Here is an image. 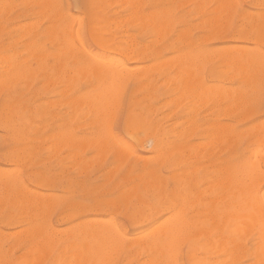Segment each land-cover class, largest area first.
I'll use <instances>...</instances> for the list:
<instances>
[{"label":"rangeland","instance_id":"374dc122","mask_svg":"<svg viewBox=\"0 0 264 264\" xmlns=\"http://www.w3.org/2000/svg\"><path fill=\"white\" fill-rule=\"evenodd\" d=\"M120 1L121 0H93V1L92 0H0V115H1L0 118H2L0 119V176H1V173L3 172L8 173L10 171V170L7 171L8 170L7 168L14 169L15 167V169L13 170L14 172L17 169L16 167L20 168L18 169L20 170V172L17 170V176L14 174L16 178H13V175H12L13 172L10 171L9 173H12L11 174L12 177H10V175L8 174L7 182L5 180H3V182H0L2 183L0 185V194H1L0 198L2 197L0 199V202H1L0 203L1 205L0 206V216H1L0 217V234L2 233L1 235L3 236V240L1 241L2 249L4 253L6 254L0 264H62L63 262H64L63 264H68L66 263L68 258H69L68 262L70 261L69 264L79 263L81 259L83 260V262L81 261L83 264H87L89 260L88 256H90V252L88 253L87 248L90 246V250L91 248L95 250L97 249L96 245H94V248L92 247L93 246L92 243L94 242V238L96 237L97 239L98 236L93 237V235H91L90 233H86V232L84 233V231L86 230V228H89L90 226L93 230L98 229V228H95L96 226H94L96 224L98 226V223L95 222L96 220L94 221L96 224H94L92 221L96 219V217L98 218L97 221H99L100 218H102L100 222H103V223L105 222V224L107 225L113 223L116 226V229L118 230V232H120V235L122 234L123 236H128L127 237L128 239L126 237L124 239L123 236L121 237L122 239L121 241H124V242L120 243L119 244L120 246L117 245L119 246L117 249L119 248L120 249L119 250L115 249L117 250L116 251L117 254L115 253L116 256L112 255L113 253V250H112V253L110 255L113 256V259L110 258L112 259V261L110 260L111 262L109 264H132V263L133 264H151L155 262L154 259L150 258L153 253L154 254L152 255L153 256L152 258L157 256L155 257V260H156L155 264L172 263L169 257L167 258L164 257L165 255H167L165 253L166 247L164 248L165 244H163L164 242H162L161 240L164 241L163 237L167 239L166 236L164 235V233H161V235L158 234V232H155L157 233L156 235L153 233L154 230L156 229L159 231L160 228H165V224H162L163 220L164 222H166L165 217L172 218V216L174 217L178 213L179 215L177 216L187 218L189 219L190 222H193L198 217V208L200 204L201 203L209 204V202H211V200L215 198L214 196H216L215 194L218 192V190L220 189L219 187L221 185V183L218 181L220 179V176L218 175H223L222 173H220V171L222 170L221 166L224 163V160H227L232 155L233 156L238 155L239 156L238 158L247 157L249 154H250V157L258 156V161H257V158L256 159H253V157L250 158L249 164L253 162V160L254 161L256 160L255 162H258V166L261 167L259 168V172L260 170L264 171V157H263L264 156V149H263L264 148L263 147L264 146V140H263L264 139V131H263L264 128L259 130L262 127V126L260 127V124L262 122L264 123V93H263L264 91V88H263L264 78L263 77L264 76H262L264 75V73L262 72V74L260 75L262 77H260V79L258 80V85H257L258 88L256 87L255 90H252V92L254 91L256 92H254V94L251 92V90L247 92L248 97L246 96L247 101L245 102L241 100L243 99V97L241 98L236 97L237 100L235 99L234 103L236 102L237 103L234 104L233 102H231V99L229 98L228 99L226 98V100L225 99L219 100L216 103L215 101L216 99H214V96L210 95L211 97H209L208 94H207L208 96L207 98H210L212 103L210 102V99L208 101L205 98L206 96L205 97L202 96V98H198L199 99L198 101V99L194 97L193 95H191V92L188 91L189 87H187V85L185 84L186 77H184L183 79V76H185V74L184 72H183L184 75L181 74V71H180L182 69L181 63H183L180 60L181 59L180 55H182V52L186 53V50L188 52L190 51V49L191 51L196 52V50H199L197 47H199L200 49H205V50L206 48H209V47H210L209 49L218 47L217 49L219 50L222 47L226 49L225 46L229 47L230 44L232 45L240 44L239 46L246 45V47L247 46L253 47L257 45L258 49L261 50L259 51V54L264 53V34H261L259 37H255L251 32L249 33V36H246L245 33L242 32L244 31V28L247 24L251 25L252 23L253 24L256 23V21L261 22L264 26V0H254V1L253 0H236V1L234 0V2L233 0H229V1L227 0L226 2L225 0H213V1L212 0H205V1L201 0V2L203 3L202 4L203 9L202 11H200L199 9V12L197 11L198 10L197 5H199V2H197L198 4L195 6L196 1L194 2V0H190V1L182 0V3H181V0H176L178 2H176L175 0H122L121 2ZM256 1H257V4H256ZM205 2L207 3L206 4L207 6L204 7ZM219 2L220 4H218ZM44 3L46 4V7ZM192 3L194 4L195 7H197L196 9L194 8ZM226 3L233 7L228 6ZM224 5H226L227 7ZM214 6L217 7V10L215 9ZM218 6L222 8L223 7L226 8V9L224 8V13H220L222 12V8ZM181 7L185 9H182ZM158 9H168V10L171 9L173 14L176 13L175 14L176 16H180L182 14L188 15V17H190V19L189 18L188 19H189L191 28L189 27L187 33H183L181 30V27H178L180 25L176 24L174 29H172L171 31L170 30L166 31L164 34H159L160 36L159 37L158 34L155 33L154 24L151 21L154 10H158ZM193 10H195L197 14H195ZM226 11H228L227 14H225ZM204 13L205 15L214 14V16L215 15L216 16L215 18H213L212 15L209 17H205ZM218 13H220L221 16L225 15L226 18L224 16L220 17V15H217ZM211 17L214 20L216 19L217 21H219L218 24L217 22H212V24L214 23L212 25L210 21L212 19ZM195 19L196 20L198 19V21H196ZM202 19H204L205 21ZM220 20L221 21L223 20V21L220 22ZM67 22H68V25L66 24ZM233 24H235L234 28H232ZM61 27L63 28L61 29ZM69 28H72L71 32L73 31L75 35H77L76 36L77 39L78 37L80 38V40H78L79 43L76 42L75 38H73V41H75V43L72 41L73 47H74V44L76 46L78 45L79 47L78 50L76 49V47L75 48L72 47L73 48L72 49L71 43H70L71 46L69 45L70 41L69 40H68L69 42L66 41V39L68 38L67 37L68 35H70L69 37H72L73 35L72 34L73 32L72 33L69 32L70 31ZM212 28L213 30H211ZM172 32H174L173 35H172ZM104 33H106L108 36L104 35ZM235 33H237L236 37H235ZM262 33H264V29L262 30ZM194 35L195 37L197 36L198 37L193 38ZM64 36L66 39L63 38ZM114 36L115 38L116 37L117 38L114 39ZM186 36H190V37L192 36V38L195 39L196 42L198 39V43L201 46L199 45L197 46L196 42H195L196 44L194 43L192 45H188L187 42L184 40V39H187ZM245 36L247 38H245ZM60 37L63 39H60ZM73 37L75 36L73 35ZM241 37L245 39H242ZM232 38L234 39V41ZM251 39L252 41H250ZM101 40H106V41H101ZM238 40L241 42L237 43L239 42ZM244 40L246 41L244 42ZM247 40L249 41V43ZM65 42L68 43L67 45H69L70 46L69 48L71 49H69L68 47L66 48L65 46L64 47L62 46V45H66ZM108 45H111V46L109 47ZM105 46H108V47L106 48ZM204 46H206V48ZM61 48H63L64 51L59 50ZM79 49L80 50L82 49L81 52ZM248 49L250 50V48ZM74 50L78 51V53L80 54L82 53L81 55L82 57L80 56V54L78 55L77 52H74ZM83 50L84 52L86 51L87 54L93 55L99 59H108V58L109 59L114 58V60L118 59V62L120 63L119 66H122L124 64L126 65V67L117 66V70L118 68H120L118 71L120 70H121L120 72L124 71L123 72L124 74L128 71L130 74L128 75V72H127V74L123 76L122 80H121V77H119L121 81L125 79L124 81L126 82L124 81L121 82L122 83L121 85L119 81L118 85L122 86L120 87L121 89H119V91L122 93L118 92V97L116 96L117 94L116 92H115L116 94L112 93V96L114 95L115 99L117 98L119 99H117L118 103L116 102L117 106L112 104L115 109V110L113 109L114 113H112V117L109 116V114L107 115L109 118H111L110 128L108 127L109 131L111 132V134L109 133L110 138L113 136L112 138L115 140V143L113 142L114 140H110L108 136H105V135H104L105 137L103 136V133H105L104 128H107L106 124L104 125V122H105L104 120L106 119L105 117H103L104 113L102 114L100 110H96L99 112V113L97 112V114L102 115V117L99 116L100 118V121H99L98 116H96V111L95 113L94 112L92 113L93 105L89 106L90 104H92L91 100H90V104L89 102H85L87 101L86 99H89L87 94L89 95V97L90 96L92 98L94 97L93 100L97 99L95 98V96L97 97L98 95L92 96L93 95L92 92L94 90L95 91L100 90V87H98V85L100 84L99 82L101 81L103 83V80L101 79H100L101 81L96 80L97 78L95 79V77L91 74V72H88L90 71L88 68L84 69V70L88 69L87 71L88 73L84 70H83L84 73L81 70L80 71L77 70V68L79 67L80 69H83L82 66L85 64H82V61L83 63H85L84 60L87 57H89V55H87L86 52L84 53ZM227 50H223V48L221 49V51L228 53ZM68 51L69 52L71 51V52L69 53ZM224 52L222 53L225 56ZM154 53L158 55L154 57ZM176 54L179 56H177ZM41 55L43 56L42 58H41ZM53 55L55 56L53 57ZM76 55H78L82 61L81 60L77 61ZM223 55L220 57L215 55L216 59L214 58V59L205 61L202 64L203 67L199 74L200 80L202 79V82H204L205 84L207 83L208 86L210 84L212 85L213 83L215 84L218 83L219 85L221 84L220 86L225 84L227 85V88L230 87L233 90L235 89L239 90L237 89L238 87L240 89L243 88V89L248 90L249 87L247 88L248 84L246 85L247 82H245L244 76H242L243 78H241L242 74L239 76L236 75L238 74V72L236 70H233L234 67H231V65L227 63L226 57H224ZM221 58H224V60H222ZM177 59H179L181 62ZM167 61H169V63H167ZM221 61L223 62V64ZM115 63L116 65H118L117 60ZM213 63H214V66H211L213 65ZM167 65L169 68L167 67ZM226 66L230 68L227 71H226L227 69ZM220 67H222L223 71H224V68H226L225 69L226 73L221 71L222 69ZM121 68H124L126 70H122ZM178 68L180 70H178ZM231 68L235 74L234 75L232 74V77L230 75L229 76L230 78L228 76L224 77V75L233 73ZM25 69H27V71ZM156 71H159V72H156ZM28 72H30L31 75L28 74ZM81 72L83 76L81 75ZM26 73L29 76L26 75ZM123 73L121 75H123ZM127 75L129 76V78ZM217 77L218 79H216ZM167 78L169 79L168 81H167ZM46 79H48V81H46ZM54 79H56V81H54ZM65 83L66 84L68 83V85H70L69 86L70 88L67 85H65ZM183 85H186V87L184 88ZM225 85L224 87H226ZM261 85L262 87H260ZM232 86H234V88ZM115 87L114 89L116 90ZM62 88L63 89L65 88L64 90L66 92ZM61 89L63 90V92H60ZM181 90L183 91L187 90L189 93L187 91L183 93ZM180 93L184 99H181L182 98L181 95L179 96ZM185 94L187 95L189 94V95L186 96ZM251 95H252V98H250ZM99 96H98L97 102H101V101H98L99 98L101 97ZM83 97L84 98L86 97V98L83 99ZM72 98L73 99L75 98L74 99L75 103H73L74 101H72L73 100ZM109 98L110 97L108 96L107 99ZM203 98L207 100L205 101V103L204 102L202 103V101H204L202 100ZM102 99L104 100V98ZM239 99H240V102L238 101ZM81 100H84L85 103ZM95 100L93 103H97L95 102ZM190 101L191 103H189ZM193 101L195 102L193 103ZM224 103L227 104L226 105L227 108L224 107L225 105ZM7 104H9V106ZM71 104L72 106H70ZM79 104L81 105L79 106ZM85 105H88L92 109V111H90V109L88 111L87 109L89 107L87 106L88 107L87 108ZM110 105L111 104H109L108 106ZM238 105L239 107L240 106L241 107L239 108ZM4 106L6 107L4 108ZM94 106H100V105L98 103V105L94 104ZM172 106L174 109L172 108ZM189 106H191V108L193 109H191ZM107 107L104 108V110L105 109L107 110ZM218 108L220 109L223 108V109L220 110ZM227 109L228 111L229 110L230 111L228 112ZM108 110H109V107H108ZM90 112L93 115H91ZM106 112L108 113V111ZM95 117L98 120L95 121ZM108 119L106 120L110 122V120ZM91 120H93L94 123ZM101 120H103L104 122ZM218 121L220 123L223 122L222 124L226 125L227 127L231 125L234 128H231L230 126L229 128H231L232 130L228 129L226 132L220 133L219 130L217 131V128L215 125V122H218ZM97 122H98V126L96 124ZM107 124L109 123L107 122ZM210 124L212 126H210ZM258 125H259V128H258ZM100 128H102V130ZM100 130H101V133H100ZM155 131L157 132V134ZM261 132L263 133V136ZM215 133L217 134L215 135ZM226 133L229 136H227ZM99 134H102V135L99 136ZM63 136H66V137H64L63 139ZM82 136L85 139L81 138ZM102 136L104 137V140ZM69 137H71L70 139L72 141L69 140ZM101 137H102L101 143H104V145L99 142L100 140L99 138ZM214 137L218 138V141ZM105 138L107 141L105 140ZM56 139L58 140L60 139V141L63 140L64 142L67 140V142L64 143L61 141L64 144L63 145L60 141L58 140L55 141ZM73 139H75L78 143L82 139L80 148L79 146L76 148L78 143H76L75 140ZM88 139L90 141H92L93 139L92 144L91 142H89ZM95 139L98 140L101 146H104L102 147V149L97 146L98 142ZM211 139H213L214 142ZM52 140H54V143L52 142ZM68 141H70V143ZM110 141L112 142L111 145L113 146L110 145ZM57 142H60V143L57 144ZM116 143L118 147L116 145V148H115ZM60 144L62 146H60ZM100 144L98 145L100 146ZM72 145L73 146L76 145V146L73 147ZM105 145L108 147L105 148ZM259 145L260 147H258ZM121 147H124V148H121ZM253 147H254V150L255 148H257L256 149L257 151L255 150L257 153L253 152L252 150L251 152L253 153L251 152L249 153L250 149H253ZM58 148H59V151H58ZM122 149L124 152L122 151ZM126 149H127V152H126ZM101 150H104V151H102L101 153ZM258 150H260L261 153H258ZM215 152L217 153L215 154ZM118 153L119 154L123 153V155L121 154V156H119ZM168 153H169V156H168ZM102 154H103V157L100 156ZM121 157H124V158H121ZM75 158L77 160H75ZM120 159H122L121 162H120ZM254 166H257V163H255L254 165H251L252 168ZM215 167H217L219 171H217L216 170L217 168ZM256 168L257 167H254L253 170H255ZM221 172H223V170ZM262 173L264 172H261L262 179L261 181L259 180L260 182L258 184L260 185L261 190L264 189L263 188L264 175ZM181 176L183 177V179L181 178ZM2 177H4V179H7V177H5L4 174H2L1 179H3ZM176 177L178 179H176ZM9 178L10 180L12 178L11 181H13L12 183H10L11 186L9 184ZM17 178L20 180L19 182H17L18 181ZM221 178L223 179L222 176ZM216 179L219 183L216 182ZM4 181L6 182V184ZM14 181L18 183V185L22 184L21 186H25L26 188L28 187L30 193L26 192L27 196L24 197L23 191L17 190L18 193L15 194L16 189H14L13 187L15 186ZM221 182H223V180ZM184 184L187 186H185ZM3 187L4 188L9 187V188L6 190ZM172 188L173 190L174 189L176 190L177 188V192L173 191L172 194L171 193L168 194V190L172 191ZM32 191H35V192L40 191L43 196L39 192H38L39 194L38 193L37 194L40 196H37L36 194L37 198L34 196H31V193H34ZM47 192L49 193L53 192L54 194H51V193L49 194ZM178 192L180 195L178 194ZM262 193H264V191ZM17 195H18V198L16 199ZM44 195H46L47 197H45ZM49 195L52 196V199L48 198L50 197ZM22 196L24 198H22ZM29 197L32 198L30 202H29V199H30ZM34 198H36L37 200L35 201ZM45 198L48 200H46ZM4 199H6V202ZM20 200H22L24 204L21 203ZM38 201L40 202L39 204L37 203ZM46 201L49 203H47ZM26 202H28L27 203L28 206L25 205ZM178 202H182V203L186 202L189 208H186L187 206L186 203H184V205L179 203L181 206L179 205L178 207L177 206ZM11 203L13 206L11 205ZM144 203H145V206H144ZM48 205L50 207H48ZM175 208H177V210L180 209L181 213H179V211L177 213H174V211L176 210ZM19 209H21V211H19ZM43 210H45V212ZM181 210H184V211H181ZM20 212L21 213L23 212V214H20ZM172 213H174L175 215H173ZM90 217L92 218L91 220L87 219V221L88 220L91 221L90 224H88L89 221L87 222L88 225L84 224V221L86 220L85 218H90ZM46 220L50 224H48ZM108 220H110L111 223H109ZM168 220L171 221V219H168ZM78 223L79 225H77V227L82 226V224L84 226L83 228L80 227L81 230L75 227V225ZM148 223H151V224L148 225ZM46 224L49 226L51 225V227H49L51 230H49ZM72 224H73L72 226L73 228L70 227ZM156 225L159 227L156 228ZM100 227L102 229L104 227V224L102 227L100 223ZM52 228L56 232L53 231ZM69 228H70V231L68 230ZM150 228L152 229V232H150L149 234V232H146V231L147 230L149 231ZM67 230L69 231L68 233H67ZM198 230L199 229H197V232H199ZM50 231L51 232L53 231L54 234L50 233ZM71 231H77V232H71ZM183 231H177L175 236L173 237V240L172 241L171 239L169 240L171 243V250H173L171 252L175 254L174 256V258L176 259L175 264H209L207 262H211V263L219 262L223 259L224 256H222L223 255L221 253L222 251L215 252L209 249L206 252L204 249H201L200 247H198L199 242L200 243L202 242V237H203L202 232H200L198 235L195 228H190V229L183 230ZM251 231L249 232L250 234L246 232L247 236L245 234L244 238H242V242L244 243V245H246L244 246L245 249L241 251L235 250V252L232 254V257L233 256L235 257V258L233 257L234 264H251L252 261H254L253 264H263L261 255L258 253V250H257L259 246L258 236L256 234L257 232L256 230H251ZM38 232L41 233L42 235H40ZM81 232H82V236L80 234ZM144 232H146L147 238L142 236ZM179 232L181 233L179 234ZM189 232L191 233V236H189L190 235ZM6 233H8V235ZM26 233L28 234L29 238L27 237ZM37 233L39 234V237L38 235L37 236L35 235ZM70 233L73 234L71 235V238H69ZM47 234L49 236L52 234L51 236L53 237V239L51 236L49 237ZM74 234H76L77 236ZM93 234L96 235V233L94 232ZM43 235H44V238L42 239H46V240L49 239V241H51L50 242L51 246L46 245V244L44 246L46 248V249L44 248L45 249L44 251H47V252L50 251V253L46 252V254L49 256H46L45 259L41 258L42 255L43 256L46 255L45 253L40 256L36 252V255L34 254L33 256L31 253L32 252L35 253V251L33 249L29 251L28 245H26L27 243L25 244L24 242L25 240L24 238H22V237H26L30 240L33 238L34 239L36 238L35 240H38V238L40 239V236L43 237ZM45 236H47L48 238L47 237L45 238ZM136 236H138V239H135ZM156 236L157 238H160L158 239V243L159 241H161L163 245L164 250H162V246H161V253H160V255L162 254L163 257L159 255L160 249L158 248H160V246L156 245L158 244L156 241L157 239ZM6 237H7V240H6ZM75 237L76 238L79 237V240L78 238L76 239ZM87 237L88 239H86ZM143 237L145 239V242L140 241V240L144 241L142 239ZM149 237L152 239L153 238L155 239L153 241H155L156 244L153 243L152 245L153 246L155 245L157 248L150 245V242L152 240L148 242V239H150ZM58 238H59L58 241L54 240ZM133 238L137 241H134ZM69 239H72L71 242ZM182 239H184L183 242H182ZM255 239H257V241ZM4 240L6 242H4ZM53 240L54 242L56 241L57 244H55L56 242L52 243ZM98 240L99 239H97V241ZM100 240H101L100 241L101 245L106 243L105 240L102 239V237H100ZM127 240L128 242H126ZM84 241H86V243L88 241L87 248H85L86 244L83 243ZM146 242L149 243L148 244L149 246H151V250L146 247L147 245V244L145 245ZM257 242H258V245L256 247V245L254 246V244ZM64 243L65 245H68V247L70 245V247L68 248L67 246L64 245ZM80 243L82 246L81 249L83 251L85 250L84 253L86 252L87 255H84L82 253L83 251L81 250L82 251L81 252L80 249H78L79 246L77 245H80ZM129 243L130 245L127 246ZM140 243L142 244L144 243V244L142 245ZM98 244L100 245V243ZM111 245L113 244L111 243ZM188 245H190V247ZM192 245L194 247H191ZM63 246L65 247V249L66 247L68 249L65 250ZM142 246L145 248H143ZM168 246L169 245H167V247ZM62 247L64 250L62 249ZM134 247L136 248V251ZM76 248L77 250L75 251ZM114 248H116V246ZM253 248L255 251L253 250ZM55 249L56 250L62 249V250L57 252ZM102 249H105V248L102 247ZM102 249L99 248V250H102ZM110 249L111 248L109 247V250ZM144 249H145V252H144ZM105 251L107 252L108 250H105ZM154 251H157V252H154ZM169 251L170 250L168 251L166 250V252H169ZM60 252H62V254L64 255V258L63 256L62 258L59 257ZM65 252L67 253V256H65L66 255ZM100 252L101 251L97 253L99 254ZM192 252H194L193 255L191 254ZM22 253H23V258H21ZM58 253H59V256L57 255ZM76 253L78 257L81 258L79 259L78 262H76L77 257L74 256L76 255ZM172 253H171V256H172ZM52 254L54 255V257H52L53 256ZM104 254H107V253H104ZM24 255H26V257ZM254 255L255 256L257 255L261 260H259V258L257 256L255 257ZM85 256L88 257V260L87 258H85ZM100 256H101V253H100ZM148 256L150 257H149V261L147 262ZM158 256L162 258L161 260H163L162 261L163 263L161 262L160 259H158L159 258ZM252 256H254V258ZM50 257H52L54 261ZM91 257L93 260L95 259V255L94 256L91 255ZM91 257L89 260L91 261V264H94V263L97 264L96 260H97V257L99 258V256L96 257V260H94V262L91 259ZM104 257L106 258V255ZM31 258L33 260L39 258L41 262L36 263L37 260H35L34 262ZM150 259L151 261L153 260L154 262L153 261L150 262ZM58 260L59 261L62 260L63 262L60 261L59 263ZM107 260H109L108 257H107Z\"/></svg>","mask_w":264,"mask_h":264},{"label":"bare ground","instance_id":"6f19581e","mask_svg":"<svg viewBox=\"0 0 264 264\" xmlns=\"http://www.w3.org/2000/svg\"><path fill=\"white\" fill-rule=\"evenodd\" d=\"M93 1V0H92ZM122 1V0H121ZM120 1V2H121ZM176 1V0H175ZM188 1H190V0H188ZM196 1V2H195ZM203 1H205V0H203ZM213 1V0H212ZM227 0H225V2H226ZM229 1V0H228ZM236 1V0H235ZM254 1V0H253ZM96 2V1H95ZM111 2V1H110ZM167 2V1H166ZM176 2H178V1H176ZM194 2L196 3L195 4V6L198 4L197 2H199V5H197V7H195L194 6V4H193V6H194V8L196 9H198L197 11L199 12V9H200V11H202V7H203V3L201 2V0H194ZM223 2V1H222ZM224 2V3H225ZM233 2H234V0H233ZM107 3V2H106ZM109 3V2H108ZM112 3V2H111ZM124 3V2H123ZM181 3H182V0H181ZM228 3V2H227ZM226 3V4H227ZM253 3V2H252ZM45 4V3H44ZM46 4H47V2H46ZM46 4H45V7H46ZM207 3L205 2V4H204V7L205 6H207L206 5ZM218 4H220V2L218 3ZM229 4H230V2H229ZM234 4V3H233ZM256 4H257V1H256ZM98 5V4H97ZM190 5V4H189ZM228 5V4H227ZM55 6V5H54ZM84 6H86V5H84ZM132 6V5H131ZM224 6H226V5H224ZM228 6H230V7H233V6H231V5H228ZM259 6V5H258ZM11 7V6H10ZM164 7V6H163ZM187 7V6H186ZM189 7V6H188ZM215 7V9L217 10V7L216 6H214ZM218 7H220V6H218ZM227 7V6H226ZM51 8V7H50ZM182 8V7H181ZM220 8H222V7H220ZM224 8L225 7H223L222 8V12H220L221 11V9H220V13H224ZM40 9V8H39ZM115 9V8H114ZM182 9H185V8H182ZM212 9H213V7H212ZM226 9V8H225ZM233 9V8H232ZM232 9H230V10H232ZM257 9V8H256ZM186 10H187V8H186ZM208 10V9H207ZM184 11V10H183ZM194 12H195V10H193ZM205 11V10H204ZM100 12V11H99ZM178 12V11H177ZM190 12H192V11H190ZM227 12L228 11H226V13L225 14H227ZM97 13V12H96ZM179 13V12H178ZM220 13H218L217 15H220V17H225V15H223V16H221V14ZM230 13V12H229ZM176 14V13H175ZM175 14H173L172 13V10L171 9H158V10H154V12H153V17H152V19H151V21L153 22V24H154V30H155V33L156 34H158V36H159V34H164L166 31H171L172 29H174L175 28V26H176V24H179L180 26H178V27H181V30H182V32L183 33H187V31H188V29H189V27H190V23H189V19H190V17H188V15H186V14H182V15H180V16H176ZM195 14H197L196 12H195ZM199 14V13H198ZM201 14V13H200ZM203 14V13H202ZM243 14V13H242ZM42 15V14H41ZM55 15V14H54ZM191 15V14H190ZM204 15H205V13H204ZM212 14H208V15H205V17H209V16H211ZM101 16V15H100ZM99 16V17H100ZM103 16V15H102ZM200 16V15H199ZM216 16V15H215ZM215 16H214V14L212 15V17L213 18H215ZM228 16V15H227ZM237 16V15H236ZM141 17V16H140ZM204 17V16H203ZM211 17V18H212ZM253 17V16H252ZM260 17V16H259ZM41 18V17H40ZM105 18H106V16H105ZM189 18V19H188ZM202 18V17H201ZM212 18V19H213ZM226 18V17H225ZM228 18V17H227ZM237 18V17H236ZM148 19V18H147ZM210 20L211 21V24H212V22H217V24H218V22L219 21H217L216 19L213 21V20ZM224 19V18H223ZM77 20V19H76ZM79 20V19H78ZM196 20V19H195ZM202 20H204V19H202ZM40 21V20H39ZM111 21V20H110ZM121 21V20H120ZM196 21H198V19L196 20ZM201 21V20H200ZM205 21V20H204ZM223 21V20H222ZM221 20H220V22H222ZM70 22V21H69ZM79 22V21H78ZM129 22V21H128ZM192 22V21H191ZM235 22V21H234ZM77 23V22H76ZM102 23V22H101ZM145 23V22H144ZM203 23V22H202ZM201 23V24H202ZM27 24H29V23H27ZM67 25H68V22L66 23ZM65 24V25H66ZM143 24V23H142ZM149 24H151V23H149ZM214 24V23H213ZM212 24V25H213ZM220 24V23H219ZM222 24V23H221ZM52 25V24H51ZM77 25H79V24H77ZM116 25V24H115ZM203 25H205V24H203ZM224 25V24H223ZM71 26V25H70ZM69 26V27H70ZM111 26V25H110ZM149 26V25H148ZM234 26H235V24H233V27L232 28H234ZM245 26V25H244ZM102 27V26H101ZM142 27V26H141ZM212 27V26H211ZM63 27H61V29H62ZM108 28V27H107ZM191 28V27H190ZM202 28V27H201ZM237 28V27H236ZM251 28H252V30H251ZM74 29V28H73ZM240 29V28H239ZM264 29V26H263V24L261 23V22H258V21H256V23H252L251 25L249 24H247L246 26H245V28H244V31H242V32H244L245 33V35L246 36H249V33L251 32L255 37H259L261 34H264V33H262V30ZM69 32H71V30H72V28H69ZM78 30V29H77ZM96 30V29H95ZM206 30V29H205ZM211 30H213V28L211 29ZM250 30V31H249ZM68 31V30H67ZM76 31V30H75ZM105 31V30H104ZM202 31V30H201ZM209 31V30H208ZM232 31V30H231ZM239 31V30H238ZM241 31V30H240ZM73 32V31H72ZM71 32V33H72ZM182 32H181V34H182ZM236 32V31H235ZM241 32V33H242ZM66 33V32H65ZM173 33L174 32H172V35H173ZM211 33V32H210ZM75 37H73V35H72V37H69L70 35H68L67 37L69 38H65V36L63 37V38H65L66 39V41L67 42H69V45H70V43H71V48L73 47V42L75 43V41H73V38H75L76 39V42H78V40H80V38L78 37V39L76 38V36L77 35H75V33L73 32L72 33ZM77 34V33H76ZM99 34V33H98ZM236 34L237 33H235V37H236ZM63 35H65V34H63ZM95 35V34H94ZM101 35V34H100ZM104 35H107L106 33H104ZM205 35V34H204ZM234 35V34H233ZM238 35H239V33H238ZM237 35V36H238ZM102 36V35H101ZM108 36V35H107ZM157 36V37H158ZM245 36V38H247ZM62 37V36H61ZM60 37V39H63V38H61ZM111 37V36H110ZM160 37V36H159ZM187 37V39H184L186 42H187V44L188 45H192V44H194L195 42H196V40L195 39H193V38H197V37H195V35L193 36V38H192V36L190 37V36H186ZM231 37V36H230ZM240 37V36H239ZM244 37V36H243ZM251 37V36H250ZM263 37V36H262ZM261 37V38H262ZM70 38H71V40H70ZM117 38V37H116ZM115 38V36H114V39H116ZM120 38V37H119ZM178 38V37H177ZM229 38V37H228ZM242 38V37H241ZM245 38H242V39H245ZM65 39H64V41H65ZM158 39V38H157ZM165 39H167V38H165ZM226 39V38H225ZM233 39V38H232ZM253 39V38H252ZM252 39L250 40V41H252ZM259 39V38H258ZM57 40V39H56ZM69 40V41H68ZM109 40V39H108ZM203 40V39H202ZM220 40V39H219ZM218 40V41H219ZM230 40V39H229ZM236 40V39H235ZM249 40V39H248ZM247 40V41H248ZM255 40V39H254ZM73 41V42H72ZM101 41H106V40H101ZM233 41H234V39H233ZM239 41V40H238ZM243 41V40H242ZM246 40H244V42H245ZM67 42H65L66 43V45L68 44ZM98 42V41H97ZM169 42V41H168ZM182 42V41H181ZM204 42V41H203ZM226 42V41H225ZM231 42V41H230ZM241 41H239V42H237V43H240ZM256 42V41H255ZM79 43V42H78ZM134 43V42H133ZM162 43V42H161ZM197 46L199 45V43H198V39H197ZM195 43V44H196ZM202 43V42H201ZM229 43V42H228ZM236 43V42H235ZM248 43H249V41H248ZM259 43V42H258ZM37 44H39V43H37ZM116 44V43H115ZM178 44H179V42H178ZM183 44V43H182ZM204 44V43H203ZM242 44H243V42H242ZM62 45L63 47L65 46L66 48L68 47H70L69 45ZM79 45H81V44H79ZM112 45V44H111ZM111 45H108L109 47L111 46ZM117 45V44H116ZM159 45V44H158ZM157 45V46H158ZM173 45V44H172ZM206 45H207V43H206ZM229 45V44H228ZM240 44H236V45H232V44H230V49H229V47L228 46H225L226 47V49H224V47H222L223 48V50H227V48H228V53H226V52H224V51H221V49L222 48H220L219 50L217 49V48H213V49H209V48H206V46H204L205 48H206V50L205 49H200L199 47H197L199 50H196V52H194V51H191V49H190V51H188L187 52V50H186V53L185 52H182V55H180V57H181V61L183 62V63H181V65H182V69L180 70L179 68H178V70H180L181 71V74H183V72H184V74H185V76H183V79H184V77H186L185 78V81H186V85H187V87H189V89H188V91L189 92H191V95H193L194 97H196L197 99L198 98H202V96L203 97H205L208 101H209V99L210 98H207L208 96L209 97H211L210 95H212V96H214V99H216L215 101H216V103L219 101V100H223V99H225L226 100V98L228 99H231V102H235V99H236V97H239V98H241V97H243V99H241L243 102H245V101H247L246 100V96L248 97V95H247V92H249L250 90H251V92H252V90H255V88L257 87V85H258V80L260 79V77H262V76H264V75H262V76H260L261 74H262V72L264 73V53H260L259 54V51H261V50H259L258 49V47H257V45H255V46H253V47H251V46H247L246 47V45H241V46H239ZM36 46V45H35ZM45 46V45H44ZM108 46H105L106 48L108 47ZM194 46V45H193ZM192 46V47H193ZM199 46H201V45H199ZM232 46V47H231ZM76 47V49L78 50V45L76 46L75 44H74V47L73 48H75ZM82 47V46H81ZM104 47V48H105ZM221 47V46H220ZM257 47V48H256ZM71 48H69V49H71ZM72 48V49H73ZM103 48V49H104ZM113 48V47H112ZM189 48V47H188ZM196 48V47H195ZM248 48H250V50L248 49ZM256 48V49H255ZM260 48V47H259ZM82 49H84V48H82ZM81 49V50H82ZM111 49V48H110ZM109 49V50H110ZM114 49V48H113ZM187 49V48H186ZM208 49V50H207ZM258 49V50H257ZM39 50V49H38ZM42 50V49H41ZM59 50H62V51H64L63 50V48H61V49H59ZM58 50V51H59ZM80 50V49H79ZM81 50H80V52H81ZM116 50V49H115ZM161 50H163V49H161ZM165 50V49H164ZM185 50V49H184ZM193 50H194V48H193ZM253 50V51H252ZM111 51V50H110ZM150 51V50H149ZM220 51H221V53H220ZM258 51V52H257ZM33 52V51H32ZM43 52V51H42ZM69 52V51H68ZM71 52V51H70ZM69 52V53H70ZM74 52H77L78 53V51H75L74 50ZM83 52H84V50H83ZM86 52V51H85ZM84 52V53H85ZM167 52V51H166ZM222 52H224L225 53V56L223 55V53ZM263 52V51H262ZM41 53V52H40ZM48 53V52H47ZM177 53V52H176ZM184 53V54H183ZM14 54V53H13ZM46 54V53H45ZM54 54V53H53ZM63 54V53H62ZM68 54V53H67ZM80 53H78V55H79ZM86 54H87V52H86ZM221 54V55H220ZM57 55V54H56ZM61 55V54H60ZM71 55V54H70ZM78 55H76L77 57V61H79V60H81V58L78 56ZM82 55V53L80 54V56ZM87 55H89V54H87ZM116 55V54H115ZM158 54H156V53H154V57L155 56H157ZM177 55V54H176ZM215 55H217V56H224V57H226V60H227V63L229 64V65H231V67H234V69L233 70H236L237 72H238V74H236V75H241V78H243L242 76H244V79H245V82H247L246 83V85H247V88H248V90H246V89H243L241 86V88L242 89H240L239 87L237 88V89H239V90H233L232 88H230V87H228L227 88V85H225L226 87H224V85H222V86H220L218 83L217 84H215V83H213L212 85L210 84L209 86H208V84L206 83H204V82H202V79L200 80V76H199V74H200V71H201V69H202V67H203V63L205 62V61H208V60H211V59H214L216 56ZM55 55H53V57H54ZM160 56V55H159ZM174 56V55H173ZM177 56H179V55H177ZM214 56V57H213ZM219 56V57H220ZM43 56L41 55V58H42ZM60 57V56H59ZM69 57V56H68ZM82 57V56H81ZM86 57V56H85ZM170 57V56H169ZM172 57V56H171ZM176 57V56H175ZM263 57V58H262ZM6 58V57H5ZM173 58V57H172ZM16 59V58H15ZM109 59V58H108ZM99 59V58H96L95 56H93V55H89V57H87L85 60H84V62L85 63H83V61H82V64H85V65H83L82 67H83V69H80V67L79 68H77V70L78 71H82L83 73H84V71H88V69L90 70V71H88V72H91V74L95 77V79L96 80H99V81H101V80H103V83H102V81L101 82H99L100 84V86L98 85V87H100V90L99 91H93L92 93H93V95L92 96H95V95H100L99 97V100L98 101H101V102H97V99H98V96L96 97L95 96V98H97L96 100H95V102H97V103H93L94 102V100H93V98L90 96L89 97V95L87 94V96H88V98L89 99H86L87 101H85V102H89V104H90V100H91V103L92 104H88L89 106H91V105H93L92 107H93V111H92V109L88 106V105H85L88 109V111H89V109H90V111H92V113L94 112L95 113V111L96 110H100L101 112H102V114L104 113V116L103 117H105L106 119H108L109 117L107 116L108 114H109V116H111L112 117V113H114V106L112 105V104H114V105H116L117 106V104H116V102H117V99H119V98H117V99H115L114 98V95L112 96V93L113 94H116V96L118 97V92H120L119 91V89H121L120 87H122L121 85H122V83L121 82H123V81H121L122 80V78H123V76H125V74H127V72L124 74L123 72H120V71H118L120 68H118V70H117V66H119V62H118V59H116L117 60V64L118 65H116V60H114V58H111V59ZM140 59V58H139ZM216 59V58H215ZM222 60H224V58H221ZM18 60V59H17ZM59 60H60V58H59ZM167 60H169V59H167ZM176 60V59H175ZM174 60V61H175ZM177 60H179V59H177ZM179 60V61H180ZM169 61H171V60H169ZM169 61H167V63H169ZM179 61H178V63H179ZM180 61V62H181ZM173 62V61H172ZM222 62V61H221ZM14 63V62H13ZM27 63V62H26ZM62 63V62H61ZM160 63V62H159ZM217 63V62H216ZM55 64V63H54ZM53 64V65H54ZM166 64V63H165ZM172 64V63H171ZM170 64V65H171ZM222 64H223V62H222ZM225 64H226V62H225ZM228 64H227V66H228ZM57 65H58V63H57ZM154 65V64H153ZM156 65H158V64H156ZM162 65V64H161ZM161 65H160V67H161ZM216 65V64H215ZM123 66H125L126 67V65H122V66H119V67H123ZM136 66V65H135ZM134 66V67H135ZM139 66V65H138ZM164 66V65H163ZM166 66V65H165ZM179 66H180V64H179ZM211 66H214V63H213V65H211ZM217 66V65H216ZM226 66V68H224V71H223V69H222V67H220L222 70L221 71H223V72H225V69H226V71L227 70H229L230 68L229 67H227ZM16 67V66H15ZM38 67V66H37ZM42 67V66H41ZM45 67V66H44ZM43 67V68H44ZM59 67V66H58ZM81 67V68H82ZM132 67V66H131ZM152 67H154V66H152ZM158 67V66H157ZM167 67H168V65H167ZM224 67V66H223ZM20 68V67H19ZM85 68H88V69H86V70H84ZM133 68V67H132ZM169 68V67H168ZM217 68H219V67H217ZM217 68H215V69H217ZM45 69V68H44ZM122 70H126V69H124V68H121ZM150 69V68H149ZM152 69V68H151ZM207 69V68H206ZM211 69V68H210ZM26 71H27V69H25ZM84 70V71H83ZM128 70V69H127ZM139 70V69H138ZM177 70V71H178ZM231 70H232V68H231ZM233 70H232V72H233ZM55 71V70H54ZM75 71H76V69H75ZM74 71V72H75ZM77 71V72H78ZM146 71V70H145ZM208 71H210V70H208ZM8 72V71H7ZM25 72V71H24ZM76 72V73H77ZM82 72H81V75H82ZM87 72V73H88ZM156 72H159V71H156ZM63 73V72H62ZM72 73V72H71ZM123 73V75H121ZM226 73V72H225ZM240 73V74H239ZM23 74V73H22ZM21 74V75H22ZM28 74H30V72H28ZM27 73H26V75H28ZM58 74V73H57ZM61 74V73H60ZM75 74V73H74ZM80 74V73H79ZM90 74V75H91ZM134 74V73H133ZM218 74V73H217ZM232 74L234 75L235 73L233 72V73H231V74H228V75H224V77L225 76H230L231 75V77H232ZM26 75H25V77H26ZM31 75V74H30ZM41 75H43V74H41ZM66 75V74H65ZM69 75H71V74H69ZM76 75V74H75ZM89 75V76H90ZM121 75V76H120ZM128 75H130L129 74V72H128ZM127 75V76H128ZM136 75V74H135ZM140 75V74H139ZM172 75H173V73H172ZM17 76V75H16ZM29 76V75H28ZM83 76V75H82ZM81 76V77H82ZM88 76V77H89ZM137 76V75H136ZM30 77H32V76H30ZM46 77V76H45ZM65 77V76H64ZM85 77V76H84ZM93 77V78H94ZM119 77H121V80H120V78ZM135 77V76H134ZM169 77V76H168ZM175 77V76H174ZM216 77V76H215ZM58 78V77H57ZM66 78V77H65ZM64 78V79H65ZM69 78H71V77H69ZM73 78V77H72ZM99 78V79H98ZM128 78H129V76H128ZM230 78V77H229ZM264 78V77H263ZM262 78V79H263ZM16 79V78H15ZM27 79V78H26ZM59 79V78H58ZM76 79V78H75ZM82 79V78H81ZM86 79V78H85ZM101 79V80H100ZM165 79V78H164ZM216 79H218V77L216 78ZM224 79H226V78H224ZM228 79V78H227ZM239 79V78H238ZM12 80V79H11ZM14 80V79H13ZM32 80V79H31ZM50 80V79H49ZM118 80V81H117ZM133 80V79H132ZM166 80V79H165ZM169 79L167 78V81H168ZM231 80V79H230ZM46 81H48V79H46ZM54 81H56V79H54ZM73 81V80H72ZM119 81H120V83H121V85H118V83H119ZM235 81V80H234ZM237 81V80H236ZM264 81V80H263ZM1 82H2V80H1ZM53 82V81H52ZM74 82V81H73ZM115 82V83H114ZM124 82H126V81H124ZM179 82V81H178ZM184 82V81H183ZM244 82V81H243ZM261 82H262V80H261ZM42 83V82H41ZM112 83H113V85H112ZM117 83V84H116ZM144 83V82H143ZM162 83V82H161ZM221 83V82H220ZM56 84H58V83H56ZM63 84V83H62ZM69 84H70V82H69ZM96 84H97V82H96ZM104 85V86H102V85ZM116 84V85H115ZM125 84V83H124ZM159 84V83H158ZM163 84V83H162ZM233 84V83H232ZM259 84H260V82H259ZM41 85V84H40ZM48 85V84H47ZM52 85V84H51ZM65 85H67L68 87L70 86V85H68V83L66 84L65 83ZM93 85H94V83H93ZM117 85H118V87H117ZM141 85V84H140ZM166 85V84H165ZM186 85H183V87L185 88L186 87ZM219 85V86H218ZM245 85V84H244ZM7 86H9V85H7ZM50 86V85H49ZM107 86H109V87H107ZM116 86V87H115ZM182 86V85H181ZM213 86V87H212ZM229 86H230V84H229ZM97 87V88H98ZM114 87L116 88V90L114 89ZM150 87V86H149ZM169 87H170V85H169ZM176 87V86H175ZM233 88H234V86H232ZM260 87H262V85L260 86ZM66 88V87H65ZM64 88V89H65ZM70 88V87H69ZM68 88V89H69ZM110 88V89H109ZM114 89V91H113V89ZM258 88V87H257ZM264 88V87H263ZM63 89V88H62ZM61 89V91L60 92H63V90ZM108 89V90H107ZM112 89V90H111ZM232 89V90H231ZM97 90V89H96ZM110 90V91H109ZM259 90V89H258ZM65 91V90H64ZM105 91V92H104ZM107 91H109V92H107ZM183 93L184 92H186L187 90H181ZM187 91V92H188ZM261 91H262V89H261ZM9 92V91H8ZM59 92V91H58ZM66 92V91H65ZM116 92V93H115ZM134 92V91H133ZM188 92V93H189ZM254 92H256V91H254ZM254 92H252L253 94H254ZM89 93V92H88ZM97 93V94H96ZM104 93H105V95L107 96H105L104 95ZM120 93H122V92H120ZM119 93V94H120ZM178 93H179V91H178ZM260 93V92H259ZM263 93H264V91H263ZM3 94V93H2ZM1 94V95H2ZM109 94V95H108ZM175 94V93H174ZM173 94V95H174ZM207 94H208V96H207ZM181 95V93L179 94V96ZM186 96H188L187 94H185ZM261 95V94H260ZM86 96V95H85ZM108 96L110 97L109 99H107L108 98ZM192 96V97H193ZM181 97H182V95H181ZM190 97V96H189ZM193 97V98H194ZM261 97V96H260ZM86 98V97H85ZM84 97H83V99H85ZM102 98H104V100L102 99ZM178 98V97H177ZM180 98V97H179ZM187 98V97H186ZM195 98V99H196ZM213 98V97H212ZM250 98H252V95H251V97ZM73 99V98H72ZM75 99V98H74ZM74 99L72 100V101H74ZM105 99H107V100H105ZM111 99V100H110ZM132 99V98H131ZM135 99V98H134ZM181 99H184L183 97L181 98ZM180 99V100H181ZM206 99H202V100H204V101H202V103L204 102L205 103V101H207ZM258 99V98H257ZM65 100V99H64ZM89 100V101H88ZM115 102H114V101ZM167 100V99H166ZM189 100V99H188ZM194 100V99H193ZM201 100V99H200ZM234 100V101H233ZM237 100V99H236ZM63 101V100H62ZM69 101V100H68ZM77 101V100H76ZM81 101H83L84 102V100H81ZM80 101V102H81ZM106 101V102H105ZM110 101H111V103H110ZM197 101V100H196ZM198 101H199V99H198ZM239 102H240V99L238 100ZM249 101V100H248ZM255 101V100H254ZM84 102V103H85ZM103 102V103H102ZM177 102V101H176ZM179 102V101H178ZM195 101H193V103H194ZM210 102H211V99H210ZM230 102V101H229ZM238 102V103H239ZM46 103H47V101H46ZM57 103V102H56ZM73 103H75V101L73 102ZM72 103V104H73ZM98 103H99V105L101 106H94V104L96 105H98ZM118 103V102H117ZM167 103V102H166ZM180 103H181V101H180ZM189 103H191V101L189 102ZM199 103V102H198ZM212 103V102H211ZM215 103V102H214ZM237 103V102H236ZM236 103H234V104H236ZM249 103V102H248ZM43 104H45V103H43ZM72 104L70 105V106H72ZM103 104H105V105H103ZM109 104H111L110 106H108ZM145 104V103H144ZM186 104V103H185ZM225 104V103H224ZM240 104V103H239ZM244 104V103H243ZM242 104V105H243ZM8 106H9V104H7ZM81 104H79V106H80ZM168 105V104H167ZM173 105V104H172ZM221 105V104H220ZM226 105L227 104H225L224 105V107H226ZM7 106V107H8ZM103 106V107H102ZM109 107V110H108V107ZM112 106V107H111ZM176 106V105H175ZM192 106H194V105H192ZM201 106V105H200ZM6 106H4V108H5ZM76 107V106H75ZM77 107H78V105H77ZM96 109H95V108ZM98 107H100V108H98ZM107 107V110L106 111H108V113L104 110V108H106ZM111 107V108H110ZM153 107V106H152ZM151 107V108H152ZM183 107H184V105H183ZM186 107V106H185ZM190 108H191V106H189ZM214 107V106H213ZM220 107V106H219ZM238 107H239V105H238ZM241 107V106H240ZM239 107V108H240ZM3 108V107H2ZM172 108H173V106H172ZM189 108V109H190ZM196 108V107H195ZM216 108V107H215ZM227 108V107H226ZM226 108H225V110H226ZM95 109V110H94ZM101 109H103V110H101ZM114 109V110H113ZM130 109V108H129ZM174 109V108H173ZM191 109H193V108H191ZM218 109H220V108H218ZM218 109H217V111H218ZM221 109H223V108H221ZM220 109V110H221ZM232 109V108H231ZM245 109V108H244ZM5 110V109H4ZM9 110V109H8ZM71 110V109H70ZM111 110H112V112H111ZM206 110V109H205ZM214 111H216V110H214ZM224 111V110H223ZM227 111H228V109H227ZM230 111V110H229ZM228 111V112H229ZM233 111V110H232ZM82 112H83V110H82ZM84 112H85V110H84ZM97 112L98 111H96V116H98V118H99V116H101L102 117V115H100V114H97ZM100 112V113H101ZM152 112V111H151ZM171 112V111H170ZM213 112V111H212ZM99 113V112H98ZM106 113V114H105ZM110 113H111V115H110ZM201 113V112H200ZM218 113V112H217ZM225 113V112H224ZM9 114V113H8ZM90 114H91V112H90ZM199 114V113H198ZM223 114V113H222ZM227 114V113H226ZM91 115H93V114H91ZM106 115V116H105ZM192 115V114H191ZM1 116V115H0ZM83 116V115H82ZM154 116V115H153ZM220 116V115H219ZM93 118V117H92ZM0 119H2V118H0ZM5 119V118H4ZM101 120V121H103L104 122V125L106 124V126H107V128H104L105 129V133H103V136L105 135V136H108L109 137V139L110 140H114L112 137V139L110 138V134H111V132L109 131V128H110V124H111V118H109L108 120H110V122L109 121H107V120ZM198 119V118H197ZM238 119V118H237ZM8 120V119H7ZM94 120V119H93ZM93 120H91L92 122H93ZM96 120H98V119H96V117H95V121ZM153 120V119H152ZM179 120V119H178ZM192 120V119H191ZM4 121V120H3ZM26 121V120H25ZM99 121H100V118H99ZM190 121V120H189ZM89 122V121H88ZM87 122V123H88ZM107 122L109 123V124H107ZM170 122V121H169ZM180 122V121H179ZM94 123V122H93ZM99 123H101V122H99ZM223 123V122H222ZM222 123H220L219 121L218 122H215V125H216V128H217V131L219 130L220 131V133L221 132H226L228 129H231V128H234V127H232L230 124V126H231V128H229L230 126H226V125H224V124H222ZM225 123V122H224ZM2 124V123H1ZM97 124V126H98V122L96 123ZM143 124H144V122H143ZM154 124V123H153ZM174 124V123H173ZM36 125V124H35ZM71 125V124H70ZM84 125V124H83ZM141 125V124H140ZM156 125V124H155ZM208 125V124H207ZM228 125V124H227ZM23 126V125H22ZM81 126V125H80ZM96 126V127H97ZM151 126V125H150ZM210 126H212L211 124H210ZM262 126V127H261ZM74 127V126H73ZM109 127V128H108ZM195 127V126H194ZM260 129L259 130H261L262 128H264V123L262 122L261 124H260ZM67 128V127H66ZM77 128V127H76ZM151 128V127H150ZM168 128V127H167ZM171 128V127H170ZM247 128V127H246ZM258 128H259V125H258ZM70 129V128H69ZM68 129V130H69ZM101 130H102V128H100ZM106 129H107V131H106ZM166 129V128H165ZM178 129V128H177ZM101 130H100V133H101ZM131 130V129H130ZM133 130V129H132ZM181 130V129H180ZM232 130V129H231ZM255 130V129H254ZM253 130V131H254ZM256 130H257V128H256ZM35 131V130H34ZM71 131V130H70ZM202 131V130H201ZM252 131V132H253ZM264 131V130H263ZM262 131V132H263ZM22 132V131H21ZM144 132H145V130H144ZM156 132V131H155ZM171 132V131H170ZM173 132V131H172ZM207 132V131H206ZM234 132V131H233ZM261 132V133H262ZM110 133V134H109ZM150 133V132H149ZM176 133V132H175ZM204 133V132H203ZM219 133V132H218ZM230 133V132H229ZM235 133V132H234ZM237 133H239V132H237ZM61 134V133H60ZM59 134V135H60ZM66 134V133H65ZM152 134V133H151ZM156 134H157V132H156ZM217 133H215V135H216ZM236 134V133H235ZM234 134V135H235ZM242 134V133H241ZM257 134V133H256ZM58 135V134H57ZM68 135V134H67ZM100 135H102V134H99V136ZM221 135V134H220ZM226 135H227V133H226ZM233 135V134H232ZM16 136V135H15ZM102 136V137H103ZM104 136V137H105ZM205 136V135H204ZM227 136H229V135H227ZM226 136V137H227ZM236 136V135H235ZM241 136V135H240ZM239 136V137H240ZM255 136V135H254ZM258 136V135H257ZM256 136V137H257ZM262 136H263V133H262ZM25 137V136H24ZM48 137V136H47ZM57 137V136H56ZM64 137H66V136H63V139H64ZM74 137H76V136H74ZM102 137L101 138H99L100 140H99V142L101 143V141H102ZM104 137H103V140H104ZM223 137H225V136H223ZM223 137H221V138H223ZM232 137V136H231ZM46 138V137H45ZM59 138V137H58ZM62 138V137H61ZM71 137H69V140H71L70 139ZM81 138H84L83 136L81 137ZM91 138V137H90ZM107 138V137H106ZM106 138H105V140H106ZM215 139H217V141H218V138H216V137H214ZM234 138V137H233ZM34 139V138H33ZM55 139V138H54ZM67 139V138H66ZM85 139V138H84ZM87 139V138H86ZM108 139V138H107ZM227 139V138H226ZM246 139V138H245ZM39 140V139H38ZM58 139H56L55 141H57ZM73 140H75V139H73ZM89 140V139H88ZM95 140H97V139H95ZM179 140H180V138H179ZM212 141H213V139H211ZM235 140V139H234ZM233 140V141H234ZM264 140V139H263ZM58 141H60V139L58 140ZM62 142H64L63 140H61ZM60 141V142H61ZM72 141V140H71ZM80 141V140H79ZM81 141H82V139H81ZM81 141L78 143L76 140H75V142L76 143H78V145L76 146V145H74V146H76V148L79 146V148H80V145H81ZM107 141V140H106ZM105 141V142H106ZM260 141V140H259ZM52 142L54 143V140H52ZM60 142H57V144L58 143H60ZM61 142V143H62ZM65 142H67V140L65 141ZM64 142V143H65ZM69 143H70V141H68ZM74 142V143H75ZM84 142V141H83ZM86 142H87V140H86ZM89 142H91V144H92V142H93V139H92V141H90L89 140ZM97 142H98V140H97ZM97 142H96V144H97ZM98 142V144H100ZM104 142V141H103ZM114 143H115V140L113 141ZM214 142V141H213ZM68 143V144H69ZM73 143V142H72ZM85 143V142H84ZM111 141H110V145H111ZM212 143V142H211ZM210 143V144H211ZM216 143V142H215ZM4 144V143H3ZM33 144V143H32ZM46 144H48V143H46ZM63 144V143H62ZM67 144V143H66ZM89 144V143H88ZM97 144V146L99 147V148H101L102 149V147H104V146H101V144H103L104 145V143H101L100 144V146ZM106 144V143H105ZM158 144V143H157ZM230 144V143H229ZM261 144V143H260ZM53 145V144H52ZM64 145V144H63ZM85 145V144H84ZM109 145V144H108ZM116 145H117V143L115 144V148H116ZM201 145V144H200ZM217 145V144H216ZM58 146V145H57ZM60 146H62L61 144H60ZM66 146V145H65ZM73 146V145H72ZM73 146V147H74ZM94 146H96V145H94ZM93 146V147H94ZM111 146H113V145H111ZM121 146V145H120ZM175 146V145H174ZM262 146V145H261ZM52 147V146H51ZM83 147V146H82ZM85 147V146H84ZM106 147H108V146H106L105 145V148ZM117 147H118V145H117ZM255 147V146H254ZM254 147H253V149H250V151H249V153L251 152V150L253 151V152H255V153H257L256 151V149L257 148H255V150H254ZM256 147H257V145H256ZM258 147H260V145L258 146ZM264 147V146H263ZM48 148V147H47ZM55 148H56V146H55ZM61 148V147H60ZM121 148H124V147H121ZM211 148V147H210ZM82 149V148H81ZM80 149V150H81ZM192 149V148H191ZM258 149H260V148H258ZM264 149V148H263ZM54 150V149H53ZM52 150V151H53ZM55 150H57V149H55ZM105 150V149H104ZM104 150H101V153H102V151H104ZM107 150V149H106ZM116 150V149H115ZM119 150V149H118ZM58 151H59V148H58ZM70 151V150H69ZM73 151V150H72ZM122 151H123V149H122ZM172 151V150H171ZM178 151V150H177ZM219 151H220V149H219ZM260 150H258V153H261V151L259 152ZM263 151V150H262ZM68 152V151H67ZM78 152V151H77ZM117 152H119V151H117ZM124 152V151H123ZM126 152H127V149H126ZM210 152V151H209ZM253 152H251V153H253ZM75 153H76V151H75ZM181 153V152H180ZM182 153H183V151H182ZM194 153V152H193ZM197 153V152H196ZM217 152H215V154H216ZM74 154V153H73ZM100 154V153H99ZM116 154V153H115ZM119 154V153H118ZM122 155H123V153H121ZM121 154H119V156H121ZM22 155V154H21ZM24 155V154H23ZM52 155V154H51ZM55 155V154H54ZM63 155V154H62ZM117 155V154H116ZM185 155V154H184ZM204 155V154H203ZM66 156V155H65ZM71 156V155H70ZM75 156V155H74ZM73 156V157H74ZM78 156V155H77ZM90 156V155H89ZM100 156H102L103 157V154L102 155H100ZM168 156H169V153H168ZM181 156V155H180ZM191 156V155H190ZM205 156V155H204ZM262 156H263V154H262ZM47 157V156H46ZM69 157V156H68ZM116 157H118V156H116ZM239 156L238 155H232L230 158H228L227 160H224V163L222 164V166H221V168H222V170H223V172H221L220 171V173H222L223 175H218V176H220V179L218 180L220 183H221V185H220V189L218 190V194L216 193H214L216 196H214L215 198H213V200H211V202H209V204H204V203H201L200 204V206H199V208H198V217L193 221V222H190L189 221V219H187V218H184V217H180V216H177V215H179L177 212L179 211V213H181L180 212V209H178L177 210V208H175L176 210V212L174 211V213H177V215H175L174 213H172L173 215H175L174 217L172 216V218H167V217H165L166 218V222H164V220L162 221L163 223L162 224H165V228H160L159 229V231L156 229V230H154V234L156 235L157 233H155V232H158V234H160L161 235V233H164V235L166 236V238L167 239H165V237H163L164 238V241L163 240H161L162 242H164L163 244H165L164 245V248L166 247V250L168 251V250H170L169 252H166V250H165V253L167 254V255H165L164 257H169L170 259H171V262L173 263V264H175V258H174V256H175V254L174 253H172L171 251H173V250H171V243H170V239H171V241L173 240V237L175 236V234H176V232L177 231H183V230H187V229H190V228H195L196 229V232H197V229H199L198 231L199 232H197V234L199 235V233L200 232H202V234H203V237H202V242L200 243L199 242V246L198 247H200L201 249H204L206 252L210 249V250H213V251H215V252H219V251H222L221 253L223 254L222 256H224L223 257V259L221 260V261H219V262H212V263H214V264H234V260H233V257H232V254L235 252V250L236 251H241V250H244L245 248H244V246H246V245H244V243L242 242V238H244V235L246 234V232H248V234H250L249 232L251 231V230H256V234H257V236H258V241H259V246H258V253L261 255V259H262V261H263V264H264V193H262L263 191H264V189H262L261 190V188H260V185H258L259 184V182L261 181V179H262V177H261V172H264V171H262V170H260V172H259V168H261V167H259L258 166V162H255L253 159H256L257 158V161H258V156H252L253 157V162H251L250 164H249V159L250 158H252V157H250V154L247 156V157H243V158H238ZM264 157V156H263ZM30 158V157H29ZM37 158V157H36ZM39 158V157H38ZM72 158V157H71ZM99 158V157H98ZM101 158V157H100ZM121 158H124V157H121ZM161 158V157H160ZM178 158V157H177ZM186 158V157H185ZM198 158V157H197ZM260 158V157H259ZM59 159H60V157H59ZM79 159V158H78ZM179 159V158H178ZM187 159V158H186ZM192 159V158H191ZM261 159H263V158H261ZM15 160V159H14ZM21 160V159H20ZM62 160V159H61ZM75 160H77L76 158H75ZM100 160V159H99ZM119 160V159H118ZM251 160V161H252ZM5 161V160H4ZM8 161V160H7ZM122 161V159H120V162ZM124 161V160H123ZM174 161V160H173ZM215 161V160H214ZM75 162V161H74ZM81 162V161H80ZM86 162V161H85ZM176 162V161H175ZM182 162V161H181ZM257 163V166H254V167H257L256 169H258V170H253V168L251 167V165H254L255 163ZM177 163H178V161H177ZM254 163V164H253ZM263 163V162H262ZM66 164H68V163H66ZM191 164V163H190ZM217 164H218V162H217ZM43 165V164H42ZM70 165V164H69ZM176 165V164H175ZM204 165V164H203ZM250 165V166H249ZM41 166V165H40ZM78 166V165H77ZM88 166V165H87ZM86 166V167H87ZM165 166V165H164ZM167 166V165H166ZM173 166V165H172ZM217 166V165H216ZM220 166V165H219ZM71 167V166H70ZM180 167V166H179ZM252 169H251V168ZM17 169L15 170V172L13 171L14 169H15V167H14V169H9V168H7L8 170L7 171H12L13 172V174L12 173H7L6 171V173H1V176H2V174H4V176L5 177H7V175L9 174L10 175V177H12V175H13V178H16V176H17V170L18 169H20L19 167H16ZM29 168V167H28ZM168 168V167H167ZM166 168V169H167ZM215 168H217V167H215ZM26 170V169H25ZM24 170V171H25ZM35 170V169H34ZM34 170H32V171H34ZM114 170H115V168H114ZM191 170V169H190ZM193 170V169H192ZM217 171H219V169L217 168L216 169ZM2 171V170H1ZM19 172H20V170H18ZM256 171V172H255ZM29 172V171H28ZM66 172V171H65ZM214 172V171H213ZM259 172V173H258ZM77 173V172H76ZM12 174V175H11ZM16 176H15V175ZM54 174V173H53ZM52 174V175H53ZM56 174V173H55ZM171 174V173H170ZM263 175H264V173H262ZM41 175V174H40ZM262 175V176H263ZM1 176H0V182H3V180H5L6 182H7V180H8V177H7V179H4V177H2L3 179H1ZM50 176V175H49ZM60 176V175H59ZM207 176V175H206ZM221 176L223 177V179L221 178ZM19 178V177H18ZM17 178V182H19L20 180ZM54 178V177H53ZM181 178L183 179V177L181 176ZM180 178V179H181ZM172 179V178H171ZM176 179H178L177 177H176ZM185 179V178H184ZM192 179V178H191ZM223 180V182H221L222 180ZM11 180H12V178H11ZM10 180V178H9V184L10 183H12L13 181H11ZM14 180V179H13ZM16 180V179H15ZM213 180V179H212ZM260 180V181H259ZM4 181V182H5ZM11 181V182H10ZM37 181V180H36ZM65 181V180H64ZM175 181V180H174ZM214 181V180H213ZM217 181V179H216V182H218ZM258 181V182H257ZM6 182H5V184H6ZM15 182V181H14ZM183 182H184V180H183ZM218 182V183H219ZM263 182V181H262ZM215 183V182H214ZM2 183H0V185H1ZM8 184V183H7ZM8 184V185H9ZM21 184V183H20ZM7 185V186H8ZM13 185V184H12ZM22 185V184H21ZM21 185H18V183H16L15 182V186H13L14 187V189H16V193L15 194H17L18 193V191L17 190H21V191H23V193H24V197H26L27 196V194H26V192L28 193L29 192V189H28V187L26 188L25 186H21ZM41 185V184H40ZM70 185V184H69ZM185 185V184H184ZM217 185V184H216ZM10 186H11V184H10ZM185 186H187V185H185ZM4 188V187H3ZM9 188V187H8ZM8 188H4V189H8ZM60 188H61V186H60ZM155 188H156V186H155ZM263 188H264V186H263ZM27 189V190H26ZM11 190V189H10ZM13 190V189H12ZM31 190V189H30ZM33 190V189H32ZM170 190H171V188H170ZM209 190V189H208ZM134 191V190H133ZM162 191V190H161ZM173 191H176L177 192V188H176V190L174 189L173 190V188H172V191H169L168 190V194L169 193H171L172 194V192ZM179 191V190H178ZM216 191V190H215ZM5 192V191H4ZM6 192H8V191H6ZM10 192V191H9ZM14 192V191H13ZM32 192H34V193H31V196H34V197H36V194L39 192V193H41L40 191H38V192H35V191H32ZM1 193H3V192H1ZM12 193V192H11ZM10 193V194H11ZM20 193V192H19ZM30 193V192H29ZM38 193V194H39ZM47 193H49V192H47ZM51 194H54L53 192H50ZM49 193V194H50ZM130 193V192H129ZM156 193V192H155ZM182 193V192H181ZM209 193V192H208ZM13 194V193H12ZM22 194V193H21ZM26 194V195H25ZM34 194V195H33ZM37 194V196H40V195H38ZM44 194V193H43ZM45 194H46V192H45ZM159 194V193H158ZM178 194H179V192H178ZM1 195V194H0ZM3 195H5V194H3ZM2 195V196H3ZM29 195V194H28ZM41 195H42V193H41ZM48 195V194H47ZM180 195V194H179ZM199 195V194H198ZM7 196V195H6ZM12 196V195H11ZM30 196V195H29ZM43 196V195H42ZM45 197H47L46 195H44ZM50 196V195H49ZM129 196V195H128ZM182 196V195H181ZM185 196V195H184ZM191 196V195H190ZM10 197V196H9ZM23 196H22V198H24ZM138 197V196H137ZM2 198V197H1ZM0 198V199H1ZM7 198V197H6ZM18 198V195H17V197H16V199ZM30 198V197H29ZM37 198V197H36ZM36 198H34V200L36 201L37 199ZM48 198H50V199H52V196H50V197H48ZM159 198V197H158ZM184 198V197H183ZM194 198V197H193ZM15 199V200H16ZM31 199L32 198H30L29 199V202L31 201ZM46 199V198H45ZM169 199V198H168ZM195 199V198H194ZM5 200V202H6V199H4ZM25 200H26V198H25ZM25 200H24V202H25ZM46 200H48V199H46ZM138 200V199H137ZM197 200V199H196ZM195 200V201H196ZM21 201V203H23L22 202V200H20ZM50 201V200H49ZM71 201V200H70ZM201 201H202V199H201ZM13 202H15V201H13ZM18 202V201H17ZM33 202V201H32ZM47 202V201H46ZM51 202V201H50ZM56 202V201H55ZM73 202V201H72ZM197 202V201H196ZM208 202V201H207ZM1 203V202H0ZM28 202H26V204L25 205H27L28 206V204H27ZM38 204L40 203L39 201L37 202ZM42 203V202H41ZM47 203H49V202H47ZM142 203V202H141ZM179 203H181V204H183L184 205V203H186V202H178L177 204V206L179 207ZM14 204V203H13ZM24 204V203H23ZM29 204H31V203H29ZM37 204V205H38ZM73 204V203H72ZM139 204V203H138ZM195 204V203H194ZM11 205H12V203H11ZM55 205V204H54ZM186 205L188 206V204L186 203ZM185 205V206H186ZM190 205V204H189ZM1 206V205H0ZM13 206V205H12ZM15 206V205H14ZM53 206V205H52ZM65 206V205H64ZM81 206V205H80ZM132 206V205H131ZM138 206V205H137ZM136 206V207H137ZM143 206V205H142ZM144 206H145V203H144ZM181 206V205H180ZM185 206H183V207H185ZM186 206V208H189V206L187 207ZM193 206V205H192ZM195 206V205H194ZM20 207H22V206H20ZM26 207V206H25ZM48 207H50L49 205H48ZM70 207H71V205H70ZM191 207V206H190ZM19 208V207H18ZM181 208V207H180ZM195 208V207H194ZM30 209V208H29ZM36 209H37V207H36ZM50 209V208H49ZM65 209V208H64ZM104 209V208H103ZM130 209V208H129ZM138 209V208H137ZM183 209V208H182ZM185 209V208H184ZM191 209V208H190ZM114 210V209H113ZM132 210V209H131ZM186 210V209H185ZM19 211H21V209H19ZM44 212H45V210H43ZM92 211V210H91ZM139 211V210H138ZM142 211V210H141ZM144 211V210H143ZM181 211H184V210H181ZM145 212V211H144ZM172 212V211H171ZM187 212H188V210H187ZM8 213V212H7ZM28 213H29V211H28ZM65 213V212H64ZM64 213H63V215H64ZM184 213V212H183ZM195 213V212H194ZM20 214H23V212L21 213L20 212ZM46 214V213H45ZM58 214V213H57ZM62 214V213H61ZM137 214V213H136ZM169 214H171V213H169ZM9 215V214H8ZM16 215V214H15ZM46 216V215H45ZM140 216H142V215H140ZM176 216H177V218H176ZM1 217V216H0ZM26 217V216H25ZM44 217V216H43ZM58 217V216H57ZM155 217H157V216H155ZM191 217V216H190ZM196 217V216H195ZM194 217V218H195ZM64 218H66V217H64ZM164 218V219H165ZM189 218V217H188ZM43 219V218H42ZM86 220V222L84 221V224H86V225H88V224H90V222L91 221H89V220H91L92 218L90 217V218H85ZM87 219H89L88 221H89V223L87 224ZM94 219V218H93ZM97 217H96V219H94V220H92L93 221V223L94 224H96V223H98V226H97V224L96 225H94V226H96L95 228H98V229H95V230H93L92 228H91V226L89 227V228H86V230L84 231V233L86 232V233H90L91 235H93V237H95V236H98V238L97 239H99L98 241H97V239H96V237L94 238V242L92 243V247L94 248V245H96L97 247V249L95 250V249H92L91 248V250H90V246L87 248V243H88V241H87V243H86V241H84L83 243H85L86 244V246H85V248H87V251H88V253L90 252V256H88L89 257V260H90V257H91V255H95V259L94 260H96V257L97 256H99V258L97 257V260H96V263L97 264H109L111 261H112V259H113V256L115 255L116 256V251L117 250H119V249H117L120 245V243H122V242H124V241H121L122 239H121V237L123 236L122 234L120 235V232H118V230L116 229V226L113 224V226L115 227H113L112 226V224H109V223H111L110 222V220H108L109 221V225H107V224H105V222L103 223V222H100L101 221V219L102 218H100V220L99 221H97ZM168 219H171V221H172V223H171V221L170 220H168ZM173 219V220H172ZM6 220H8V219H6ZM19 220V219H18ZM48 220V219H47ZM47 220H46V222H47ZM58 220V219H57ZM83 220V219H82ZM96 220V221H95ZM196 220H197V222H196ZM13 221V220H12ZM40 221V220H39ZM78 221V220H77ZM96 223H95V222ZM154 221V220H153ZM152 221V222H153ZM170 221V222H169ZM42 222V221H41ZM46 222H44V223H46ZM79 222V221H78ZM151 222V223H152ZM195 222H196V224H195ZM39 223V222H38ZM48 224H50L49 222H47ZM100 223H101V226L103 227V224H104V227L106 228H102L101 229V227H100ZM151 223H148V225L149 224H151ZM170 225H169V224ZM167 224V225H166ZM195 224V225H194ZM47 225V224H46ZM77 225H79V223L78 224H76L75 225V227H77ZM106 225H107V227H106ZM111 225V226H110ZM48 226V228L49 227H51V225L49 226V225H47ZM73 226V224L70 226V227H72ZM93 226V225H92ZM75 227H74V229H75ZM80 227H84L83 226V224H82V226H80ZM79 226L77 227L79 230H81V228H80ZM110 227V228H109ZM143 227V226H142ZM153 227V226H152ZM151 227V228H152ZM159 226H157L156 225V228H158ZM47 228V227H46ZM73 228V227H72ZM77 228H76V230H77ZM108 228V229H107ZM149 229V231L147 230L146 232H149V234H150V232H152V229ZM26 229V228H25ZM34 229V228H33ZM38 229V228H37ZM73 229V230H74ZM141 229V228H140ZM163 231H162V230ZM44 230V229H43ZM46 230V229H45ZM49 230H51L50 228H49ZM49 230H47V231H49ZM52 230H53V228H52ZM69 231H70V228L68 229ZM67 230V233L69 232ZM165 230V231H164ZM21 231V230H20ZM29 231V230H28ZM33 231V230H32ZM42 231V230H41ZM53 231H55V230H53ZM53 231L51 232L50 231V233H53ZM13 232V231H12ZM14 232H16V231H14ZM37 232V231H36ZM35 232V233H36ZM45 232V231H44ZM44 232H43V234H44ZM56 232V231H55ZM58 232V231H57ZM71 232H77V231H71ZM80 232V231H79ZM93 232L94 233H96V235H94L93 234ZM146 232H144L143 233V235L142 236H144V237H146ZM184 232V231H183ZM190 232H192V231H190ZM189 232V233H190ZM194 232V231H193ZM252 232V231H251ZM3 233H4V231H3ZM33 233V232H32ZM39 233V232H38ZM35 234L36 236L38 235V237H39V234L40 235H42L41 233H39V234ZM47 233V232H46ZM45 233V234H46ZM49 233V232H48ZM181 232H179V234H180ZM195 233V232H194ZM2 234V233H1ZM0 234V235H1ZM7 235H8V233H6ZM12 234H14V233H12ZM27 234V233H26ZM30 234H31V232H30ZM54 234V233H53ZM81 234V236H82V232L80 233ZM79 234V235H80ZM142 234V233H141ZM141 234H140V236H141ZM148 234V233H147ZM148 234V235H149ZM196 234V235H197ZM4 235H5V233H4ZM10 235H11V233H10ZM48 235V234H47ZM52 235V234H51ZM50 235V236H51ZM66 235V234H65ZM71 235H73V234H71L70 233V235H69V238H71ZM74 235H76V234H74ZM147 235V236H148ZM155 235H154V237H155ZM163 235V234H162ZM184 235V234H183ZM196 235H194V236H196ZM23 236V235H22ZM26 236V235H25ZM33 236H34V234H33ZM49 236V235H48ZM49 236V237H50ZM56 236V235H55ZM54 236V237H55ZM59 236V235H58ZM77 236V235H76ZM81 236H79V237H81ZM89 236V235H88ZM153 236V235H152ZM159 236V235H158ZM188 236V235H187ZM189 236H191V233H190V235ZM246 236H247V234H246ZM1 237H2V239H1ZM14 237H15V235H14ZM27 237L29 238V236H28V234H27ZM47 236H45V238H46ZM52 237V236H51ZM61 237H63V236H61ZM66 237V236H65ZM79 237H77L78 238V240H79ZM90 237V236H89ZM100 237H102V239H104L105 240V242L106 243H104V241H103V243L105 244H102L101 245V240H100ZM124 237V239H125V237L127 238L128 236H123ZM144 237L142 238L144 241H142V240H140L141 242H145V239H144ZM160 237V236H159ZM161 237V238H162ZM172 237V238H171ZM5 238V237H4ZM20 238V237H19ZM22 238H24V242H25V244L26 245H28V249H29V251H31L32 249L35 251V253L34 252H30L33 256H34V254L36 255V252H37V254H39L40 256L42 255V254H46V252L47 251H44L46 248L44 247L45 246V244L46 245H49V246H51V244H50V242L51 241H49V239L48 240H46V239H42V238H44V235H43V237H41L40 236V239L38 238V240H35L34 238L33 239H28V238H26V237H22ZM48 238V237H47ZM56 238V237H55ZM76 238V237H75ZM76 238V239H77ZM135 238V237H134ZM133 238V239H134ZM147 238V237H146ZM150 238V237H149ZM156 238H157V236H156ZM169 238V239H168ZM177 238V237H176ZM185 238V237H184ZM196 238V237H195ZM194 238V239H195ZM21 239V238H20ZM52 239H53V237H52ZM75 239V240H76ZM86 239H88V237L86 238ZM85 239V240H86ZM128 239V238H127ZM135 239H138V236H136V238ZM134 239V241H137V240H135ZM140 239H141V237H140ZM158 239H160V238H157L156 239V241H157V243H158ZM186 239V238H185ZM3 240V236L1 235L0 236V263L2 262V260L4 259V256L6 255L5 253H4V251H3V249H2V243H1V241ZM6 240H7V237H6ZM44 240V241H43ZM54 240H59V238L58 239H54ZM54 240L52 241V243H55L54 242ZM70 240V242H71V240L72 239H69ZM152 240V241H151ZM153 240H155L154 238L152 239V238H150V239H148V242L149 241H151L150 242V245L151 246H153L152 244L153 243H155V241H153ZM183 240L184 239H182V242H183ZM256 241H257V239H255ZM21 241V240H20ZM65 241V240H64ZM96 241V242H95ZM146 241H147V239H146ZM161 241H159V243L158 244H156V245H159L160 246V248H158V249H160L159 251V255H160V253H161V246H162V250H164L163 249V245H162V243H161ZM166 241V242H165ZM191 241V240H190ZM195 241V240H194ZM4 242H6L5 240H4ZM61 242H62V240H61ZM66 242H67V240H66ZM69 242V241H68ZM74 242V241H73ZM72 242V243H73ZM77 242H79V241H77ZM126 242H128V240L126 241ZM133 242V241H132ZM131 242V243H132ZM255 242V241H254ZM253 242V243H254ZM72 243H71V245H72ZM96 243V244H95ZM98 243H100V245L98 244ZM111 243L113 244V245H111ZM160 243H161V245H160ZM167 243V244H166ZM55 244H57V242L55 243ZM54 244V245H55ZM60 244V243H59ZM62 244V243H61ZM84 244V245H85ZM109 244H110V246H109ZM116 244V245H115ZM126 244V243H125ZM135 244H136V242H135ZM140 244H142V243H140ZM144 244V243H143ZM142 244V245H143ZM147 244V245H146ZM149 243H145V245H146V247L147 248H149L150 250H151V246H149L148 245ZM251 244V243H250ZM249 244V245H250ZM63 245V244H62ZM61 245V246H62ZM64 245H65V243H64ZM77 245V244H76ZM75 245V246H76ZM117 245H119V246H117ZM122 245V244H121ZM130 245V243L127 245V246H129ZM134 245V244H133ZM138 245V244H137ZM144 245V246H145ZM167 245H169L168 247H167ZM256 245V247H257V245H258V242L257 243H255L254 244V246ZM9 246V245H8ZM65 246H67L68 247V245H65ZM77 246H79L78 247V249H80V251L82 250L81 249V243H80V245H77ZM100 246H102L103 248H105V249H102V247H100ZM106 246H107V248H106ZM116 246V248H114V247ZM139 246V245H138ZM158 246V247H159ZM189 247H190V245H188ZM6 247V246H5ZM31 247V248H30ZM60 247V246H59ZM64 247V246H63ZM63 247H62V249H63ZM66 247V249H68L69 247H70V245H69V247L67 248ZM109 247L111 248L110 250H109ZM112 247H113V249H112ZM143 247V246H142ZM153 247H156L155 245L153 246ZM188 247V248H189ZM191 247H194L193 245L191 246ZM255 247V248H256ZM45 248V249H44ZM49 248V247H48ZM50 248H52V247H50ZM99 248L100 249H102V250H99ZM123 248V247H122ZM130 248V247H129ZM135 248V247H134ZM140 248V247H139ZM143 248H145V247H143ZM157 248V247H156ZM251 248V247H250ZM27 249V250H28ZM56 249H57V247H56ZM55 249V250H56ZM62 249H60V250H56L57 252L58 251H61ZM64 249H65V247H64ZM63 249V250H64ZM65 249V250H66ZM115 249H117V250H115ZM49 250V249H48ZM52 250V249H51ZM71 250V249H70ZM70 250H69V252H70ZM77 250V248L75 249V251ZM90 250V251H89ZM94 252H93V251ZM105 250H108L107 252L105 251ZM112 250H113V253H112ZM122 250V249H121ZM154 250H156V249H154ZM247 250V249H246ZM253 250H254V248H253ZM252 250V251H253ZM256 250V251H257ZM8 251V250H7ZM56 251H55V253H56ZM74 251V252H75ZM83 251V250H82ZM81 251V252H82ZM85 251V250H84ZM84 251L82 252L84 255H87V253L85 252L84 253ZM99 252V251H101L100 253H101V256H100V253L98 254L97 252ZM135 251H136V248H135ZM138 251V250H137ZM139 251H140V249H139ZM138 251V252H139ZM158 251V250H157ZM157 251H154V252H157ZM212 251V252H213ZM250 251V250H249ZM255 251V250H254ZM253 251V252H254ZM49 253H50V251H48ZM47 252V253H48ZM103 252V253H102ZM108 252H110V253H108ZM119 252V251H118ZM144 252H145V249H144ZM163 252V251H162ZM204 252V251H203ZM63 253H64V251H63ZM66 253V252H65ZM95 253V254H94ZM104 253H107V254H104ZM112 253V255H110ZM116 253V254H115ZM171 253H172V256H171ZM193 253L194 252H192L191 254L193 255ZM250 253V252H249ZM257 253V252H256ZM255 253V254H256ZM26 254V253H25ZM83 254H81V255H83ZM97 254V255H96ZM102 254H103V256H102ZM132 254V253H131ZM154 254V253H153ZM152 254V255H153ZM158 254V253H157ZM212 254V253H211ZM231 254V255H230ZM243 254V253H242ZM38 255V256H39ZM53 255V254H52ZM58 256H59V253L57 254ZM74 255V254H73ZM72 255V256H73ZM106 255V258L104 257ZM124 255V254H123ZM127 255V254H126ZM151 255V257L150 256H148V260H147V262L149 261V257L151 258V259H154V263H151V264H155L156 263V260H155V257H157V256H155L154 258H152L153 256ZM170 255V256H169ZM208 255V254H207ZM229 255V256H228ZM22 257L21 258H23V253H22V255H21ZM25 257H26V255H24ZM39 256V257H40ZM43 256V255H42ZM41 256V258L42 259H45V257L46 256H49V255H45V256H43L42 257ZM62 256H63V258H64V255L62 254V252H60V256L59 257H61L62 258ZM65 256H67V253H66V255ZM75 257H77V260H76V262H78L79 261V259H81V258H79L78 257V255H77V253H76V255H74ZM110 256V257H109ZM160 256H162V254L160 255ZM160 256H158L159 258L158 259H162ZM189 256H191V255H189ZM255 256V255H254ZM254 256H252L253 258H254ZM257 256V255H256ZM255 256V257H256ZM24 257V258H25ZM28 257V256H27ZM52 257H54V255L52 256ZM52 257H50V258H52ZM84 257V256H83ZM88 257H86L85 256V258H87V260H88ZM103 257V258H102ZM107 257H108V259L109 260H107ZM125 257H127V256H125ZM163 257V256H162ZM173 257V258H172ZM196 257V256H195ZM258 257V256H257ZM32 258H34V257H32ZM31 258V259H32ZM60 258V259H61ZM110 258H112V259H110ZM137 258V257H136ZM235 258V257H234ZM259 258V257H258ZM258 258H256V259H258ZM39 258H37V259H35V260H37L36 261V263L37 262H41L40 261V259L38 260ZM53 259V258H52ZM91 259H92V257H91ZM103 259V260H102ZM125 259H127V258H125ZM151 259H150V262H152L151 261ZM212 259V258H211ZM260 258H259V260H261ZM33 260V259H32ZM35 260H33L34 262H35ZM57 260V259H56ZM68 260H69V258H68ZM68 260H67V262L66 263H70V261L68 262ZM88 260V263L87 264H91V261H89ZM93 260V259H92ZM94 260H93V262H94ZM111 260V261H110ZM141 260H142V258H141ZM159 260V261H160ZM166 260V259H165ZM168 260V259H167ZM204 260V259H203ZM253 260V259H252ZM255 260V259H254ZM31 261V260H30ZM53 261H54V259H53ZM59 261V260H58ZM61 262H63L62 260H60ZM60 261H59V263H60ZM83 262V260L81 259L80 261H79V263L80 262ZM104 261H105V263H104ZM163 260H161V262H162ZM236 261V260H235ZM73 262H74V260H73ZM80 263V264H83V263ZM90 262V263H89ZM92 262V263H93ZM98 262H100V263H98ZM124 262H125V260H124ZM146 262V261H145ZM146 262V263H147ZM166 262V261H165ZM253 262L254 261H252V263L251 264H253ZM27 263V262H26ZM30 263V262H29ZM32 263V262H31ZM64 263V262H63ZM62 263V264H63ZM79 263H71V264H79ZM163 263V262H162ZM172 263H168V264H172ZM207 263H209V264H212L211 262H207ZM95 264V263H94ZM133 264V263H132Z\"/></svg>","mask_w":264,"mask_h":264}]
</instances>
